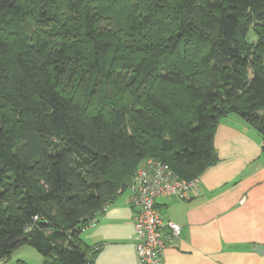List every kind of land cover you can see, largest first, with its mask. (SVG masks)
Instances as JSON below:
<instances>
[{"label":"trees","instance_id":"16d2710c","mask_svg":"<svg viewBox=\"0 0 264 264\" xmlns=\"http://www.w3.org/2000/svg\"><path fill=\"white\" fill-rule=\"evenodd\" d=\"M229 115L264 155V0H0V260L90 264L123 180L199 178Z\"/></svg>","mask_w":264,"mask_h":264},{"label":"crops","instance_id":"0c3cea01","mask_svg":"<svg viewBox=\"0 0 264 264\" xmlns=\"http://www.w3.org/2000/svg\"><path fill=\"white\" fill-rule=\"evenodd\" d=\"M213 146L218 161L199 176L197 192L184 201L156 200L162 222L181 227L159 264H264V254L253 250L264 246L261 136L229 115L217 125ZM128 196L125 188L82 232L90 264H138ZM22 248L3 264H45L33 249Z\"/></svg>","mask_w":264,"mask_h":264},{"label":"built area","instance_id":"2783aa9c","mask_svg":"<svg viewBox=\"0 0 264 264\" xmlns=\"http://www.w3.org/2000/svg\"><path fill=\"white\" fill-rule=\"evenodd\" d=\"M130 179L128 205L132 209L136 260L138 264H159L166 246L179 238L181 227L162 222L156 200H186L189 193L197 192L198 178L181 179L167 165L154 159H146L136 168ZM96 221L92 220L82 232L93 228ZM2 263L0 260V264Z\"/></svg>","mask_w":264,"mask_h":264},{"label":"water","instance_id":"95a60500","mask_svg":"<svg viewBox=\"0 0 264 264\" xmlns=\"http://www.w3.org/2000/svg\"><path fill=\"white\" fill-rule=\"evenodd\" d=\"M130 185H131V179L130 178H125L123 180V182H122V186L124 188H127L128 189L130 187ZM253 250L255 252H257L258 254H264V246H254L253 247Z\"/></svg>","mask_w":264,"mask_h":264},{"label":"rangeland","instance_id":"374dc122","mask_svg":"<svg viewBox=\"0 0 264 264\" xmlns=\"http://www.w3.org/2000/svg\"><path fill=\"white\" fill-rule=\"evenodd\" d=\"M248 130H249V129H248ZM250 131H252V130H250ZM20 248L23 249L22 247H20ZM25 249H30V248H25ZM20 251H22V250H18L19 253H20ZM14 252H15V251H14ZM14 252H13V253H14ZM18 252H17V253H18ZM14 255H16V254H13V256H14ZM2 264H3V263H2Z\"/></svg>","mask_w":264,"mask_h":264}]
</instances>
